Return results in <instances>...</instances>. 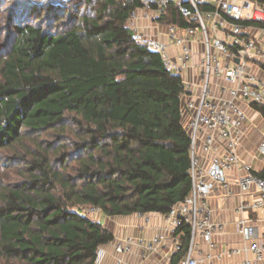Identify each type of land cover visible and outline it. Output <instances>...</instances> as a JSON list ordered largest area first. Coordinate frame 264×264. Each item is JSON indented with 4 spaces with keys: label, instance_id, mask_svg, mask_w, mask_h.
Returning a JSON list of instances; mask_svg holds the SVG:
<instances>
[{
    "label": "trees",
    "instance_id": "trees-1",
    "mask_svg": "<svg viewBox=\"0 0 264 264\" xmlns=\"http://www.w3.org/2000/svg\"><path fill=\"white\" fill-rule=\"evenodd\" d=\"M141 7V0H56L8 15L0 147L12 150L20 179L0 183V263L96 264L114 226L86 208L106 218L164 215L189 194L182 79L132 39L126 23ZM155 21L196 26L172 3ZM251 106L264 119V106ZM257 174L264 177V167ZM189 233L185 223L174 230L179 248L168 264L186 254Z\"/></svg>",
    "mask_w": 264,
    "mask_h": 264
},
{
    "label": "built area",
    "instance_id": "built-area-1",
    "mask_svg": "<svg viewBox=\"0 0 264 264\" xmlns=\"http://www.w3.org/2000/svg\"><path fill=\"white\" fill-rule=\"evenodd\" d=\"M141 3L142 7L131 13L126 25L132 30L134 41L157 52L166 69L182 79L181 122L190 138L191 190L163 215L169 223L167 230L157 231L149 239L124 236L114 243L112 255L114 264H124L125 256L131 253L138 256L135 264H149L148 259L166 238L173 243V253L179 248L173 232L185 223L190 229V240L178 264H199L211 253L199 252L201 258L194 256L197 238H202L211 250L215 247L214 235L224 230V222L211 219L208 198L219 189L231 193L230 169L243 170L234 181L241 192L255 191L252 203H240L235 211L256 212L264 224V177L238 153L247 116L245 107L251 103L264 106V81L252 71L256 67L264 72V5L255 0H141ZM169 3L182 18L196 23L195 27L167 25L166 35L177 46L176 56L168 55L162 42L144 36L136 25L141 15L155 21ZM205 5L212 9L204 10ZM256 149L264 154V139ZM239 226L244 245L232 252L244 254L240 264H264V230L259 231L247 218H242ZM100 252L98 249L96 264L101 262Z\"/></svg>",
    "mask_w": 264,
    "mask_h": 264
},
{
    "label": "crops",
    "instance_id": "crops-1",
    "mask_svg": "<svg viewBox=\"0 0 264 264\" xmlns=\"http://www.w3.org/2000/svg\"><path fill=\"white\" fill-rule=\"evenodd\" d=\"M141 14V13H140ZM136 25L139 31L146 37L156 39L162 42L166 47V53L170 56L177 55V46L167 38V26L156 21H150L144 16H139ZM198 57H195V61ZM252 71L264 81V72L253 67ZM183 97L181 98V105ZM180 105V106H181ZM246 118L244 119V128L242 140L238 147V153L241 159L252 166L257 172L263 170L264 154L257 151L258 144L264 139V119L261 117L259 111L252 106L245 107ZM243 173L242 169L232 168L228 173V178L231 181V193L227 194L223 189H219L208 198L211 219L224 222V230L222 233L214 235L213 241L215 243L214 249H208L202 238H197V250L192 253L196 258H201L199 252L202 254L210 252L211 256L207 259H202L199 264H240L244 254L234 253L232 250L241 248L244 245L243 236L240 233L239 221L242 218H247L248 222L257 225L259 231L264 230V224L259 218V215L252 211H247L243 214L237 213L235 209L240 203L251 204L255 198V191L241 192L239 187L234 184L238 175ZM96 214L101 212L95 209ZM103 215V214H102ZM147 219L148 222L145 221ZM105 224L107 220L114 223L113 240L99 247L101 250V262L99 264H114L113 246L114 243L123 239L124 236L131 235L133 237H143L149 239L157 231L167 230L169 223L160 213H146V214H131L115 216L106 218L103 217L98 220ZM173 254V243L170 238H166L159 246L157 252L149 259V264H168L170 257ZM124 264H135L138 261L136 253H131L125 256Z\"/></svg>",
    "mask_w": 264,
    "mask_h": 264
},
{
    "label": "rangeland",
    "instance_id": "rangeland-1",
    "mask_svg": "<svg viewBox=\"0 0 264 264\" xmlns=\"http://www.w3.org/2000/svg\"><path fill=\"white\" fill-rule=\"evenodd\" d=\"M56 0H0V44L6 45L8 41L6 40V35L9 32L8 28V15L11 13V10L18 11L21 6H27L29 4L32 5H46L47 3H55ZM64 1V0H63ZM73 3H69L68 8L71 7ZM4 48H0V54L3 53ZM45 136H41L40 139H43ZM45 139V138H44ZM67 150H70V146H67ZM12 155L11 149H4L0 147V183L8 184L10 182L16 181L20 179L19 170L20 168L17 166L16 162H13L10 159ZM86 214L93 219L100 220L103 215L100 213L99 215L95 213L93 208H86L84 210ZM110 221V220H108ZM111 222V221H110ZM114 226V223L111 222ZM4 264V263H0Z\"/></svg>",
    "mask_w": 264,
    "mask_h": 264
},
{
    "label": "water",
    "instance_id": "water-1",
    "mask_svg": "<svg viewBox=\"0 0 264 264\" xmlns=\"http://www.w3.org/2000/svg\"><path fill=\"white\" fill-rule=\"evenodd\" d=\"M235 61L238 62V59H236Z\"/></svg>",
    "mask_w": 264,
    "mask_h": 264
}]
</instances>
